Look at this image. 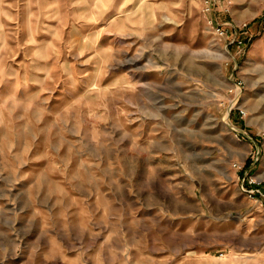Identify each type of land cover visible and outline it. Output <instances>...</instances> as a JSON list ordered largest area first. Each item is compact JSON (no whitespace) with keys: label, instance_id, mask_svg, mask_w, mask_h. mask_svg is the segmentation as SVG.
<instances>
[{"label":"rangeland","instance_id":"374dc122","mask_svg":"<svg viewBox=\"0 0 264 264\" xmlns=\"http://www.w3.org/2000/svg\"><path fill=\"white\" fill-rule=\"evenodd\" d=\"M206 6L205 0H0V206L61 204L64 214L72 204L107 202L106 217L94 207L87 219L70 211L57 223L63 237L64 229L74 233L71 251L80 248L78 229L92 230L94 240L84 244L95 245L89 253L104 264L103 233L121 225L117 190H132L131 154L159 143L199 142L237 168L244 161L228 156L235 146L229 132L248 124L242 134L258 153L240 171L264 180V0ZM219 22H230L243 46L212 34ZM240 80L236 100L229 90ZM241 174L238 193L230 181L207 182L210 216L200 223L207 229L200 241L191 237L199 242L195 249L156 254L150 238H133L127 218L113 264H264V202L246 196ZM241 239L249 247L240 249ZM57 243V253L66 252V242ZM19 250L1 263L15 264Z\"/></svg>","mask_w":264,"mask_h":264},{"label":"crops","instance_id":"0c3cea01","mask_svg":"<svg viewBox=\"0 0 264 264\" xmlns=\"http://www.w3.org/2000/svg\"><path fill=\"white\" fill-rule=\"evenodd\" d=\"M244 126L245 130L240 129L239 132L235 128L231 129L230 126L232 132H229V137L235 146L229 147L227 151H229L228 156L233 158L232 161L235 159L244 161V165L251 168L253 154L258 153V148L251 140L252 137L250 139L245 136L248 134L247 131H250L249 125ZM237 134L242 139L237 140ZM255 139L258 141L260 137L255 136ZM181 144L177 142L175 145L162 146L159 143L154 145V148L144 149L134 155L130 152L131 157L135 159L132 163L133 172L130 175L132 190L130 195L117 190L116 214L121 225L116 232L103 233L101 250H103L104 264H113L112 258L121 255L124 245L121 241L126 238L123 233L128 230L127 218H129L128 222L133 223L130 228L134 232L133 238L137 241L150 238L152 249L156 254L162 252L176 256L187 254L199 245L200 237L197 235L207 231L204 224L200 226V223L210 216L204 210L203 196L207 182L230 181L232 184L235 183L233 190L238 193L237 176L242 171L228 165L224 159L225 154L222 158L219 153L213 155L215 152H211V147H202L199 142H192L188 146ZM250 153L252 155H249ZM210 158L215 159L209 160ZM120 198L122 200H119ZM29 200L34 202L31 196ZM100 205L101 202H90L83 205L85 209H81L79 207L81 205L72 204L73 207L67 209L68 211L65 209L64 214L60 213L61 204L32 203L24 207L0 206V264L5 254L15 255L20 247L22 253L19 250L18 253L21 255L15 264H53V262L54 264H97L91 257L94 253H89L95 245L84 244L88 238L94 240L95 235L92 230L89 232L87 226H81L82 228L78 229L82 232L78 240L80 248L71 251L74 245L71 246L70 242L74 233L70 228L64 229L65 237H63L57 223L66 215L71 216L70 211L75 216L87 219V210L91 213L94 207L100 208ZM103 205L100 214L105 213L106 217L109 215L110 207L107 202H103ZM125 207H128V214L125 213ZM14 221L20 223L19 229H13ZM102 225L105 226L104 223ZM106 229L109 230L107 227ZM192 235H195L198 241L193 242ZM58 236L60 237L56 238ZM58 240L62 241V244L66 242L67 249L62 254L57 253ZM112 240L118 241H113L112 244ZM249 245V241L243 240L238 247L241 249ZM66 256L70 257V263Z\"/></svg>","mask_w":264,"mask_h":264},{"label":"built area","instance_id":"2783aa9c","mask_svg":"<svg viewBox=\"0 0 264 264\" xmlns=\"http://www.w3.org/2000/svg\"><path fill=\"white\" fill-rule=\"evenodd\" d=\"M210 2L212 0H205V4H207L206 8L207 10L209 9ZM211 23V22H210ZM245 23L243 25L239 26V29H243L245 27ZM232 24L230 22H223V23H214L211 26L212 34H214L217 38L219 39H226L228 40L226 45H229L231 43L235 44L237 47L243 46V39L238 36L236 33V29L232 31ZM242 86V81H237L234 83L233 88L229 90V92L233 93V97H236V100L240 97L237 92H241V87ZM238 90V91H237ZM237 91V92H236ZM235 100V101H236ZM233 101V99L231 100ZM232 102L230 110L234 107ZM241 115L245 116V112L243 110H239ZM236 166L239 170L244 169V165H240L237 163L233 164ZM240 181L241 183V189L243 192L246 194V196L251 197V198H258L261 202H264V180L258 179L256 176L250 175L247 170H244L241 174Z\"/></svg>","mask_w":264,"mask_h":264},{"label":"bare ground","instance_id":"6f19581e","mask_svg":"<svg viewBox=\"0 0 264 264\" xmlns=\"http://www.w3.org/2000/svg\"><path fill=\"white\" fill-rule=\"evenodd\" d=\"M258 179H260V177L256 176Z\"/></svg>","mask_w":264,"mask_h":264}]
</instances>
